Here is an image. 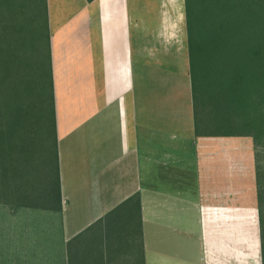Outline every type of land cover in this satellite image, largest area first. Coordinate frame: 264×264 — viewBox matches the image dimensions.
Wrapping results in <instances>:
<instances>
[{"label":"crops","instance_id":"crops-1","mask_svg":"<svg viewBox=\"0 0 264 264\" xmlns=\"http://www.w3.org/2000/svg\"><path fill=\"white\" fill-rule=\"evenodd\" d=\"M135 1L46 0L61 213L14 211L1 255L262 264L253 141L195 135L188 50L136 59Z\"/></svg>","mask_w":264,"mask_h":264},{"label":"trees","instance_id":"trees-1","mask_svg":"<svg viewBox=\"0 0 264 264\" xmlns=\"http://www.w3.org/2000/svg\"><path fill=\"white\" fill-rule=\"evenodd\" d=\"M94 0H87L92 2ZM195 135L254 145L264 264V0H184ZM46 0H0V205L61 213Z\"/></svg>","mask_w":264,"mask_h":264},{"label":"rangeland","instance_id":"rangeland-1","mask_svg":"<svg viewBox=\"0 0 264 264\" xmlns=\"http://www.w3.org/2000/svg\"><path fill=\"white\" fill-rule=\"evenodd\" d=\"M135 2L137 10L144 14L143 17L136 19V27L144 30L135 34L136 59L144 56H153L155 59L165 56L175 59L184 58V50L187 49L184 0H136ZM163 26H167L169 32L159 31ZM163 40L167 41L164 46L158 43ZM259 158V163L264 169V145L259 150ZM14 213L13 210L0 205V264H14V255H1L5 249L14 248ZM23 213L31 214V211L24 210ZM34 214L38 215L40 212Z\"/></svg>","mask_w":264,"mask_h":264}]
</instances>
